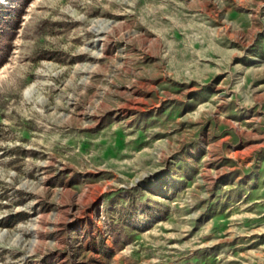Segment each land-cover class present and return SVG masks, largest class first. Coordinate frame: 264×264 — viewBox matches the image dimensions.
Returning a JSON list of instances; mask_svg holds the SVG:
<instances>
[{"label": "rangeland", "instance_id": "374dc122", "mask_svg": "<svg viewBox=\"0 0 264 264\" xmlns=\"http://www.w3.org/2000/svg\"><path fill=\"white\" fill-rule=\"evenodd\" d=\"M0 264H264V0H0Z\"/></svg>", "mask_w": 264, "mask_h": 264}]
</instances>
